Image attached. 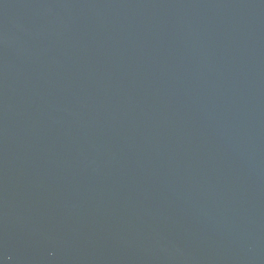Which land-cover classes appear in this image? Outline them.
<instances>
[{
	"label": "water",
	"instance_id": "95a60500",
	"mask_svg": "<svg viewBox=\"0 0 264 264\" xmlns=\"http://www.w3.org/2000/svg\"><path fill=\"white\" fill-rule=\"evenodd\" d=\"M0 264H264V0H0Z\"/></svg>",
	"mask_w": 264,
	"mask_h": 264
}]
</instances>
